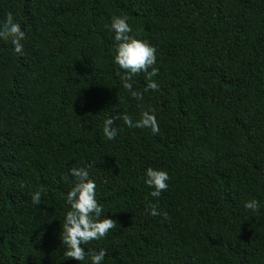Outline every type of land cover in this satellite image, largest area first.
<instances>
[{
	"label": "trees",
	"instance_id": "1",
	"mask_svg": "<svg viewBox=\"0 0 264 264\" xmlns=\"http://www.w3.org/2000/svg\"><path fill=\"white\" fill-rule=\"evenodd\" d=\"M25 31L24 54L0 40V264H78L59 233L67 167L94 164L98 201L116 221L87 251L103 264H264V0H0ZM128 15L156 47L155 76L128 96L111 62L109 16ZM155 109L158 134L103 137L107 117ZM171 177L155 202L143 169ZM42 187L35 206L30 192ZM256 198L255 213L243 202ZM61 226V228H60Z\"/></svg>",
	"mask_w": 264,
	"mask_h": 264
},
{
	"label": "clouds",
	"instance_id": "2",
	"mask_svg": "<svg viewBox=\"0 0 264 264\" xmlns=\"http://www.w3.org/2000/svg\"><path fill=\"white\" fill-rule=\"evenodd\" d=\"M106 27L112 32L115 41L114 51L111 54V62L115 66L116 75L119 77L121 87L128 96L137 101H142L149 90H158L159 85L153 79H147L142 90H136L131 83L132 77L138 73H147L155 76L158 69L156 47L146 39L138 38L133 25L129 22L128 15L124 13L109 16ZM0 40L11 45V51L17 56L24 54L25 31L21 23L14 19L11 11L5 12L0 20ZM140 108L138 119H133L129 114L122 113L115 117H107L103 121L101 131L103 137L112 141L118 134V127L114 126V119L123 121L128 128L149 129L151 134H158L160 127L157 121L155 109L150 105ZM94 167L91 161L83 166L67 167L62 179H72V186L62 193L65 210L63 212V225L60 242L63 245L64 257L71 258L78 264H103L106 250L100 248L87 251L83 245L90 241L103 240L116 226V221L106 215L103 204L98 201L97 182L89 175V170ZM143 183L149 188V195L156 198L155 202H149L145 211L150 216H162L167 218V212L158 208L161 193L169 188L171 179L169 172L163 168L146 167L143 169ZM42 187H37L30 192V201L38 206L41 202ZM261 206L255 197L243 202V208L253 213ZM61 228V226H60Z\"/></svg>",
	"mask_w": 264,
	"mask_h": 264
}]
</instances>
